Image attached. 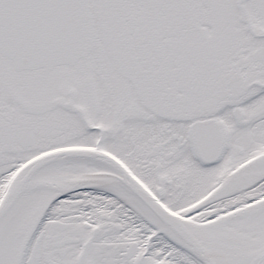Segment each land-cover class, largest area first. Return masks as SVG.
Here are the masks:
<instances>
[{"label":"snow or ice","instance_id":"1","mask_svg":"<svg viewBox=\"0 0 264 264\" xmlns=\"http://www.w3.org/2000/svg\"><path fill=\"white\" fill-rule=\"evenodd\" d=\"M0 264H264V0H0Z\"/></svg>","mask_w":264,"mask_h":264}]
</instances>
